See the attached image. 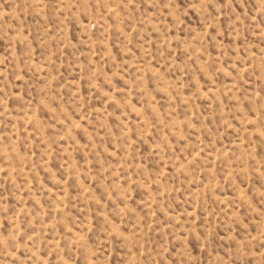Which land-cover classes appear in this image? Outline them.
Instances as JSON below:
<instances>
[{"label": "rangeland", "instance_id": "rangeland-1", "mask_svg": "<svg viewBox=\"0 0 264 264\" xmlns=\"http://www.w3.org/2000/svg\"><path fill=\"white\" fill-rule=\"evenodd\" d=\"M0 264H264V0H0Z\"/></svg>", "mask_w": 264, "mask_h": 264}]
</instances>
